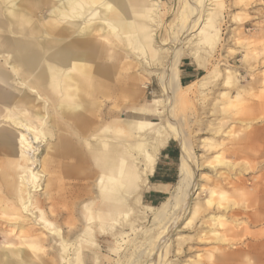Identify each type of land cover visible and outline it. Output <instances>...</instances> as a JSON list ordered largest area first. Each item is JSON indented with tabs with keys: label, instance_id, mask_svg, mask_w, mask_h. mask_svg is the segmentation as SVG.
Returning a JSON list of instances; mask_svg holds the SVG:
<instances>
[{
	"label": "bare ground",
	"instance_id": "obj_1",
	"mask_svg": "<svg viewBox=\"0 0 264 264\" xmlns=\"http://www.w3.org/2000/svg\"><path fill=\"white\" fill-rule=\"evenodd\" d=\"M205 1L185 0L178 30L183 37L197 28L200 42L213 45L219 29L213 20L205 19ZM161 2L0 0V168L4 170L0 172V213L20 230L9 231L3 226H9L8 221H0V264H53L39 253L53 241L60 246L62 264H67L69 246L75 247L71 264H83L85 245H96L99 232L111 237L124 219L144 207L148 176L171 138L181 147L179 177L169 197L158 206L148 205L161 228L150 239L149 254L154 253L150 264L167 257V243L163 245L161 239L171 225L189 209L198 214L215 206L211 196L218 190L227 194L223 181L228 178L220 181L199 171L214 166L194 152L195 143L176 118L175 105L188 87L179 75L186 39L179 37L180 43L171 44V58L159 79L167 109L162 110L160 99L143 108L128 102L130 110L124 109L126 105L118 110L121 105L108 102L116 87L117 98H143L129 87L140 86L145 95L147 82L141 85L139 75L130 77L121 69L143 64L142 59L132 62L134 51L140 56L149 50L157 53L150 41V22L158 16ZM237 114L231 115L234 120L240 119ZM149 115L160 121L148 120ZM48 136L52 137L49 141ZM43 142L47 154L41 158ZM204 145L214 143L210 140ZM216 158L230 164L223 153ZM201 181L213 184L211 196L204 201L199 200L205 190ZM44 198L56 203L55 210H42ZM209 218L217 222L221 217L211 214Z\"/></svg>",
	"mask_w": 264,
	"mask_h": 264
},
{
	"label": "rangeland",
	"instance_id": "obj_2",
	"mask_svg": "<svg viewBox=\"0 0 264 264\" xmlns=\"http://www.w3.org/2000/svg\"><path fill=\"white\" fill-rule=\"evenodd\" d=\"M205 4V19L213 20L215 28L219 29L213 45L204 43L203 39L200 42L197 28L182 37V31L178 27L181 25L180 20H183L181 10L185 7V0H162L158 16H155L154 22H150L153 30L150 41L157 53L154 55L149 50L144 56H140L139 51H134L132 62H140L142 59L143 64L121 69V73L127 76L135 78L139 75L143 79L138 81L139 84L147 82L145 95L144 88L129 87L128 90L134 93L141 92L143 98H117L116 87L114 98L108 99V102L121 105L118 110L124 105V109L130 110L129 103L135 108L146 105L152 107L150 102L160 99L162 110L167 109V96L159 79L171 58V44H178L181 39L187 40L182 41L179 68L183 62H189L199 69L200 74L195 81L184 84L188 87L182 91L184 98L180 95V101L175 105L176 118L195 143L194 152L204 161L211 160L214 166H206L199 171L220 181L228 178L223 181L227 182V194L223 195L218 190V193L211 196L213 184L201 181L205 190L200 192L199 200L204 201L211 196L216 205L207 208V212L198 214H192L189 209L177 224L171 225L166 235L165 232L162 234L161 242L163 241V245L167 243L169 254L158 264H264V0H206ZM237 111L239 114L236 116L240 119L234 120L231 115H235ZM147 119L159 120L151 115ZM49 137L48 141L52 139ZM210 140L214 145L205 146V142ZM32 141L39 145L34 138ZM170 142L178 145L181 154L179 141L171 138ZM41 147L40 157L44 158L47 143L43 142ZM219 153H223L230 164L218 162L216 155ZM230 180L232 184L228 185ZM176 183L177 181L169 195L174 191ZM146 189L143 190L142 198L146 205L142 208L144 211L139 209L130 218L124 219L111 237L99 232L95 238L96 245L84 246L83 251L87 255L81 256L83 264H150L154 258V253L149 254L153 249L150 239H154L152 236H157L161 228L154 223L153 214L148 211L150 204L144 198ZM36 197L37 194H34V199ZM43 200L42 210L48 213L51 209L55 210L54 201L47 198ZM195 200L193 199V203L198 201ZM34 211L40 214V210L34 208ZM211 214H217L221 217L220 220L211 222ZM0 221H8L9 226L3 224L7 230L20 232L19 228L13 226L14 221L3 214L0 215ZM64 226L67 229V225ZM82 226L84 228L86 225ZM123 231L126 232L124 237L121 235ZM60 250V246L53 241L45 249H39V253L44 259L52 260L53 264H62ZM74 250V246H69L67 264L75 261ZM76 264L79 262L76 261Z\"/></svg>",
	"mask_w": 264,
	"mask_h": 264
},
{
	"label": "crops",
	"instance_id": "obj_3",
	"mask_svg": "<svg viewBox=\"0 0 264 264\" xmlns=\"http://www.w3.org/2000/svg\"><path fill=\"white\" fill-rule=\"evenodd\" d=\"M199 74V69L193 67L189 62H183L180 67V78L183 84L195 81ZM178 155L180 156L179 147L172 142L168 143L160 152L154 171L148 176L147 189L144 193V198L150 205L163 202L173 190L174 183L179 177L177 174ZM0 169V172L4 171L2 168Z\"/></svg>",
	"mask_w": 264,
	"mask_h": 264
},
{
	"label": "trees",
	"instance_id": "obj_4",
	"mask_svg": "<svg viewBox=\"0 0 264 264\" xmlns=\"http://www.w3.org/2000/svg\"><path fill=\"white\" fill-rule=\"evenodd\" d=\"M179 156V155H178Z\"/></svg>",
	"mask_w": 264,
	"mask_h": 264
}]
</instances>
